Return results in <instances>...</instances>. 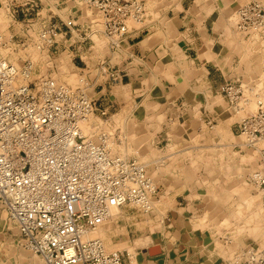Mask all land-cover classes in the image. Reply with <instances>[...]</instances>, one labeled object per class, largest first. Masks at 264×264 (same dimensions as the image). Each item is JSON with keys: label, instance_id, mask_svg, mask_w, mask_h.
<instances>
[{"label": "crops", "instance_id": "obj_1", "mask_svg": "<svg viewBox=\"0 0 264 264\" xmlns=\"http://www.w3.org/2000/svg\"><path fill=\"white\" fill-rule=\"evenodd\" d=\"M140 1L144 17L129 21L117 45L84 0L6 5L17 22L56 27L50 50L85 72L105 117L123 119L120 133L135 150L129 157L145 165L155 185L149 211L128 204L114 209L100 229L104 244L123 254L122 264H235L238 252L214 225L209 206L211 198L220 205L228 191L236 192L237 182L225 180L233 167L222 171L208 162L217 158L208 148L243 152L235 143L241 118L221 87L232 81L264 93V32L233 24L238 0ZM236 29L243 35L235 36ZM17 241L0 207V264H44Z\"/></svg>", "mask_w": 264, "mask_h": 264}, {"label": "built area", "instance_id": "obj_2", "mask_svg": "<svg viewBox=\"0 0 264 264\" xmlns=\"http://www.w3.org/2000/svg\"><path fill=\"white\" fill-rule=\"evenodd\" d=\"M84 1L114 45L128 33L130 20L145 15L140 0ZM236 15L240 31L264 32L261 1L240 6ZM57 34L50 25L38 38L52 45ZM31 75L30 63L18 69L0 58V207L16 229L17 243L44 264H122L123 254L107 251L93 233L113 209L128 204L149 211L155 185L144 164L111 153L105 134L95 142L81 132L80 123L96 111L95 100L81 87ZM221 89L238 111L240 84L227 81ZM237 126L243 145L258 155L249 180L264 208V98ZM235 264H264V247L245 246Z\"/></svg>", "mask_w": 264, "mask_h": 264}, {"label": "rangeland", "instance_id": "obj_3", "mask_svg": "<svg viewBox=\"0 0 264 264\" xmlns=\"http://www.w3.org/2000/svg\"><path fill=\"white\" fill-rule=\"evenodd\" d=\"M252 1H261L262 3H264V0H238L239 5L236 7V11L240 6H243ZM236 11L232 14L234 25L235 23H237ZM93 12L95 18H99L95 9L93 10ZM28 24L29 23L27 22H17V20L11 16L10 10H8V7L6 5V0H0V58L10 62L18 69H21L28 62L32 66V79H36L39 76H49L60 83L73 87H81L85 91L87 96L89 98H92L91 94L93 92V88H91L92 86L88 84L89 78L86 77L85 72L82 73V70L80 71L79 69L74 68L73 63L67 54L54 53L53 50H50L51 45H48L39 40L38 31L41 29V27H32L28 26ZM239 33L240 32L236 29L235 36L240 37L242 33H240V35ZM94 39L96 40V42L98 41V45L100 40H98L97 37H94ZM242 89L244 91V94L243 100H241L238 104L240 107V109L238 110V120L246 115L254 113L256 110V100L258 98H264V93L262 91H259L260 87L256 86L252 93H250V90H248V88H246L245 86H243ZM246 98L247 100H249L248 103H246L245 101ZM97 107L98 106H96V111L90 116L91 121L89 127L82 126L83 129L85 128L84 130L87 129L89 131H83V134L91 137L95 142L99 141L100 134H105L107 136L109 149L113 155L130 158L129 156H131V154L133 155L135 153V150L132 146L131 137L129 136L128 139H125L124 136L120 133L125 128V125L119 123L122 122L123 119L120 118L119 115H109V117H105L106 115L101 116L99 114V110L101 109H98ZM80 124L84 125L83 122H81ZM235 143L242 145V153L237 152L236 149L224 148L223 146H212L208 148V150L210 152H215L217 158L214 159L213 163V159L211 158L208 162L210 164H214L217 167L219 165L222 171L233 167L229 171V175L225 176V180L236 181L242 188L247 191V195L249 196L254 195L255 197V195H258L256 197V200L260 201V207L262 211H264L259 189L249 180L250 174L257 167L258 155L252 149L243 145L244 138L242 136L237 137L235 139ZM239 191L234 193H232V191H228L229 196L220 205L215 204L216 202L211 198L210 202H212L209 206L210 215L215 220L214 225L220 231L227 232V236H230L233 241L231 247L229 248H233L234 251L236 250L238 252V256L241 254L243 248L247 245L264 247V234H262L264 233V227H262L263 225H261L259 231L255 233L250 230L256 220L249 219L250 213L245 209L246 206L245 203H243L244 194L243 192ZM214 192H216V190H208L209 195L210 193L214 194ZM254 208L255 206L251 207V209ZM237 209L238 211H235ZM114 212L116 211L113 209L111 213L115 214ZM234 213L236 214L233 215ZM237 215L240 219H237ZM243 216L246 217L243 218ZM217 218L222 220H217ZM232 220H236L238 224L236 221L233 222ZM238 225L240 227L242 226L241 230ZM102 226L103 225H101L96 230L93 236L98 237L103 241V237L100 232ZM105 249L107 251H117L115 248H109L106 245Z\"/></svg>", "mask_w": 264, "mask_h": 264}, {"label": "bare ground", "instance_id": "obj_4", "mask_svg": "<svg viewBox=\"0 0 264 264\" xmlns=\"http://www.w3.org/2000/svg\"><path fill=\"white\" fill-rule=\"evenodd\" d=\"M250 107V106H249ZM253 108V107H252ZM254 110V109H253ZM90 121H91V117L90 116H88V117H86L84 120H83V123H84V125H80V130H81V132L83 133V131H86V130H84L83 129V127L82 126H85V127H89V125H90ZM90 130V129H89ZM87 132H89L88 130H87ZM111 144V143H110ZM218 147V146H217ZM243 184V183H242ZM232 189H235L236 190V192L237 191H239V192H243V194H244V199H243V201L246 203V207H245V209L250 213V215H249V219H255L256 220V222L253 224V226L250 228V230H252V232H257V231H259V228H260V226L261 225H263L262 227H264V211H262V209H261V207H260V204H259V202L260 201H257L256 200V197L258 196V195H255V197H254V195L253 196H249V195H247V191H245V189L244 188H242L241 186H240V184L239 183H236L235 185H234V187H231ZM260 193V192H259ZM254 204H256V205H254ZM240 206H241V204H240ZM244 206V205H243ZM252 206H255V208L254 209H251V207ZM116 211V210H115ZM235 211H238V209L237 210H235ZM115 214H116V212H114ZM237 213V212H236ZM236 213H234L233 215H235ZM240 213V212H239ZM111 215H113V213L111 214ZM230 216V215H229ZM234 217V216H233ZM237 217H238V215H237ZM246 217V216H245ZM244 216H243V218H245ZM227 218V217H226ZM110 219V218H109ZM237 219H240L239 217L237 218ZM242 220V219H241ZM244 220V219H243ZM106 221H108V220H106ZM233 221V220H232ZM236 221V220H235ZM235 221H233V222H235ZM237 222V221H236ZM243 223H244V221H243ZM237 224H238V222H237ZM239 226V225H238ZM240 227V226H239ZM239 227H237V228H239ZM242 227V226H241ZM241 227H240V230H241ZM246 227V226H245ZM248 227V226H247ZM250 227V226H249ZM236 228V229H237ZM235 229V230H236ZM234 230V231H235ZM245 230H246V228H245ZM248 230H249V228H248ZM263 231H264V228H263ZM93 234H95V233H93ZM97 234V233H96ZM262 234H264V233H262ZM96 236V235H95ZM261 236V235H260ZM263 247V246H262Z\"/></svg>", "mask_w": 264, "mask_h": 264}, {"label": "water", "instance_id": "obj_5", "mask_svg": "<svg viewBox=\"0 0 264 264\" xmlns=\"http://www.w3.org/2000/svg\"><path fill=\"white\" fill-rule=\"evenodd\" d=\"M152 250H154V249H152Z\"/></svg>", "mask_w": 264, "mask_h": 264}]
</instances>
